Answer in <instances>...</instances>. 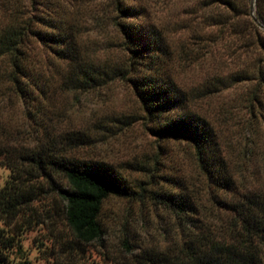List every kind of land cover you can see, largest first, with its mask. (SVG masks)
<instances>
[{
  "label": "trees",
  "instance_id": "1",
  "mask_svg": "<svg viewBox=\"0 0 264 264\" xmlns=\"http://www.w3.org/2000/svg\"><path fill=\"white\" fill-rule=\"evenodd\" d=\"M179 14L186 18L161 25L138 0H0V97L19 103L29 118L58 93L127 82L152 135L191 146L207 194L204 205L180 182L157 191L142 181L131 185L111 164L73 153L87 143L81 132L46 133L26 146L0 125V165L9 170L0 188V264H30L11 254L21 251L24 228L48 220L70 232L55 264H81L85 246L102 240L100 216L110 197L162 206L175 232L163 246L136 249L124 239L128 258L120 264H264V191L243 187L213 125L194 108L202 96L176 77L221 44L254 58L211 86L256 80L264 90V30L250 16V0H196ZM255 16L264 25V0L255 1ZM96 31L103 39L87 43L84 36ZM112 48L121 56L102 55ZM47 200L52 213L42 216L37 204Z\"/></svg>",
  "mask_w": 264,
  "mask_h": 264
},
{
  "label": "rangeland",
  "instance_id": "2",
  "mask_svg": "<svg viewBox=\"0 0 264 264\" xmlns=\"http://www.w3.org/2000/svg\"><path fill=\"white\" fill-rule=\"evenodd\" d=\"M195 1L138 0V4L144 7L150 21L162 25L185 19L179 12L193 7ZM108 32L107 37L114 39V30L110 27ZM186 33L179 35L184 34L185 38ZM103 37L98 31L84 36L87 43ZM213 51L198 65L179 71L177 81L185 90L194 89V95L199 92L202 96L194 98V108L213 125L243 187L264 191V90L256 80L226 82L227 87L211 86L213 78L241 71L254 55L228 53L221 44ZM102 55L116 58L121 53L112 48ZM34 114L27 118L19 103L11 102L7 96L0 97V125L9 131L16 130L17 142L34 146L46 133L81 132L87 143L73 152L78 157L105 161L131 185L142 181L150 190H170L175 182H180L202 204H207L193 149L184 141H163L152 135L144 111L127 82L115 80L96 91L58 93L42 112ZM152 174L154 177L150 178ZM8 176L9 170L0 165V188ZM150 181L155 184L148 186ZM37 210L42 216L52 213L48 200L38 203ZM100 221L104 230L102 240L85 246L79 256L81 264H120L128 258L122 247L124 239L137 249L163 246L175 236L171 215L148 199L110 197L103 204ZM67 238L70 232L60 220L35 223L24 228L19 238L21 251L11 254V258L14 262L55 264L59 243Z\"/></svg>",
  "mask_w": 264,
  "mask_h": 264
},
{
  "label": "water",
  "instance_id": "3",
  "mask_svg": "<svg viewBox=\"0 0 264 264\" xmlns=\"http://www.w3.org/2000/svg\"><path fill=\"white\" fill-rule=\"evenodd\" d=\"M255 1L256 0H250V16L253 20V22L261 29L264 30V25H262L258 19L255 16Z\"/></svg>",
  "mask_w": 264,
  "mask_h": 264
}]
</instances>
